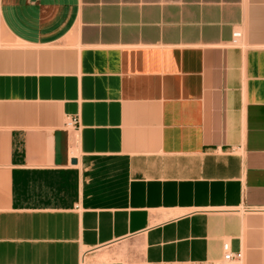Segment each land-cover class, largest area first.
<instances>
[{"label":"crops","instance_id":"obj_1","mask_svg":"<svg viewBox=\"0 0 264 264\" xmlns=\"http://www.w3.org/2000/svg\"><path fill=\"white\" fill-rule=\"evenodd\" d=\"M225 242L264 264V0H0V264Z\"/></svg>","mask_w":264,"mask_h":264},{"label":"built area","instance_id":"obj_2","mask_svg":"<svg viewBox=\"0 0 264 264\" xmlns=\"http://www.w3.org/2000/svg\"><path fill=\"white\" fill-rule=\"evenodd\" d=\"M243 39V33L239 30L235 31L232 36L231 44L233 46H239ZM66 127L72 130H76L79 127V120L78 119H71L67 122ZM224 252H225V260L228 262H232L235 259H241L242 254H233L230 249V244L228 242L224 243Z\"/></svg>","mask_w":264,"mask_h":264},{"label":"rangeland","instance_id":"obj_3","mask_svg":"<svg viewBox=\"0 0 264 264\" xmlns=\"http://www.w3.org/2000/svg\"><path fill=\"white\" fill-rule=\"evenodd\" d=\"M223 264H239V262H227V263H223Z\"/></svg>","mask_w":264,"mask_h":264},{"label":"water","instance_id":"obj_4","mask_svg":"<svg viewBox=\"0 0 264 264\" xmlns=\"http://www.w3.org/2000/svg\"><path fill=\"white\" fill-rule=\"evenodd\" d=\"M73 163L75 164L76 163V160H73Z\"/></svg>","mask_w":264,"mask_h":264}]
</instances>
